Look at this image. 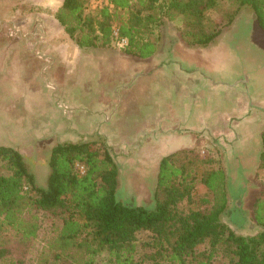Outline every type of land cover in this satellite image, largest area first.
<instances>
[{"label":"rangeland","instance_id":"rangeland-1","mask_svg":"<svg viewBox=\"0 0 264 264\" xmlns=\"http://www.w3.org/2000/svg\"><path fill=\"white\" fill-rule=\"evenodd\" d=\"M97 10L90 5L87 13L94 15ZM210 18L214 24H222L218 27L220 35L208 48H189L185 44L182 18L155 29L154 35L159 37L158 50L169 54L177 47L192 50L189 51L190 59L189 56L180 59L183 76L177 81L179 91L171 88L173 83L166 82L159 91L163 97H156L155 91L151 94L153 97H122L128 94L125 86L131 82L120 79L117 74V69L128 67V64L119 61L118 57L124 54L114 43L108 47L82 49L79 53L62 28V36H57L56 44L64 50L62 54L53 55L57 62L54 69L46 63L45 57L38 54V59L25 47L17 55L10 51L11 48H0V70L6 73L0 81V146L18 150L37 185L44 188L51 174L52 150L58 144L96 142L99 147L106 145L119 167L118 199L147 208L154 202L153 199L151 203V199L158 184L161 158L178 150L175 148L181 152L193 150L201 159L194 166L199 179L211 168V164L204 162L209 159L226 172L230 204L223 221L238 234H256L260 226L254 218L255 203L264 198V165L261 162L264 152V31L259 28L250 8L242 9L227 27L220 21L221 12L212 13ZM210 25H213L211 21ZM242 25L250 27V36L245 44H236L233 35ZM5 29L10 33L9 27ZM13 38L6 39L4 47H17L12 44ZM182 51L178 53L184 56L186 50ZM139 73L136 70V74ZM115 92H121L122 96L117 97ZM181 97L184 100L198 97L205 100L203 104L208 98L212 110L206 109L208 111L200 118L198 111L191 109V101H187L183 108L178 107L181 124L170 128L175 126L170 122L173 120L170 118L171 102ZM225 98L229 99L227 105L223 103L227 101ZM103 100L110 102L109 107L112 103L121 107H112L113 112L108 109L106 117L99 112L104 108L98 107ZM164 125L167 135H158L156 132ZM174 131L181 136L178 143L174 142L176 145L166 141L170 138L168 132ZM251 133L261 137L262 148L245 147L244 138ZM83 167L76 164L75 172L81 175ZM230 184L237 189L233 198ZM207 196L208 191L199 183L178 209L188 215L197 210ZM39 215L38 248L42 247L54 223L50 214L41 211ZM152 242L151 232L136 234L139 264L150 263L146 255L155 250L145 245ZM30 263L33 264L32 257ZM95 264H110L108 253H101Z\"/></svg>","mask_w":264,"mask_h":264},{"label":"trees","instance_id":"trees-1","mask_svg":"<svg viewBox=\"0 0 264 264\" xmlns=\"http://www.w3.org/2000/svg\"><path fill=\"white\" fill-rule=\"evenodd\" d=\"M90 3L64 0L55 14L76 46H118L116 28L128 40L123 54L141 60L159 49L155 29L180 18L189 48L215 42L222 23L214 24L210 16L217 11L227 27L242 9L250 8L264 31V0H114L94 15L87 13ZM200 160L193 150L163 157L154 202L147 208L118 199L119 167L106 145L58 144L44 188L18 150L0 146V264H31V257L33 264H95L103 252L110 264H139L135 236L140 231L153 236L145 245L155 250L146 255L149 264H264V198L255 203L259 231L238 234L222 219L230 204L226 172L209 159L204 162L212 166L199 179L194 166ZM76 164L85 167V174L75 172ZM199 183L208 196L197 210L182 214L178 205ZM41 211L54 223L38 248Z\"/></svg>","mask_w":264,"mask_h":264},{"label":"crops","instance_id":"crops-1","mask_svg":"<svg viewBox=\"0 0 264 264\" xmlns=\"http://www.w3.org/2000/svg\"><path fill=\"white\" fill-rule=\"evenodd\" d=\"M63 2L64 0H59V2H56L55 0H0V48H11L10 51L13 52L14 55H17V52L20 53V51H22V47H25V49L29 52H33L37 58L38 54H41V58L45 57L46 63L50 64L51 68L54 69L57 62H54L53 55L57 56L62 54L64 50L62 47H59L58 44H56L59 41L56 39L57 36H62V27L55 18V14L60 9ZM6 27H9L10 33L7 32L5 29ZM53 31H55V34H53ZM12 36L14 37L12 44H16L17 47H11L10 45H8L9 47H4V41L6 39L11 40ZM76 49L79 53L83 51L78 47H76ZM179 50H186L184 52V56L178 53ZM189 51L192 50H188L183 47H177L171 54L158 50L151 58L145 60L136 59L125 55L122 57L120 55L118 57L119 61H124L126 64H128V67H124L123 69L120 67L119 70L117 69V74L122 80L125 79L126 81L129 79L131 85L125 86V89L128 90L127 95L122 96L121 92H115L118 94L116 96L139 97V95H141L140 97H153L151 94L155 91L154 94L156 97H163V95L159 94V91H162L163 85L165 86L166 82H168L170 85L173 83L171 88L176 90L178 89L179 91L177 81L179 80L180 76H183V63L180 59L181 57L184 59L186 56H189L188 59H190L192 54H190ZM136 70H138L140 73L136 74ZM2 74L6 73L1 72L0 70V81L3 80L1 79ZM132 77L133 80H131ZM128 87L129 89H127ZM129 91L131 94H129ZM137 92H140V94H137ZM103 93H105V91H103ZM226 99L227 101L223 102L225 105L228 104L227 102L229 100L228 98H225L224 101ZM174 100L175 102L172 100V106H170V118L173 119L170 120V122H174L175 126H169L170 128H175L176 124L179 125L181 120V110H179L178 107L180 109L183 108L187 101H191V109L198 111V117L200 118L203 112L212 110V106L208 98H206V104H203L205 100L201 101L198 97H191L188 100H184L181 97L179 99L175 98ZM199 100L201 102H199ZM108 102L106 103V100H103L102 103L100 102V106H98L104 108V110L99 109V112L106 117V112L108 109H112V107H121H115L113 103L110 104L109 107ZM173 105L176 107V110ZM114 108L112 109V112ZM103 112H105V114ZM165 127L166 126L164 125V127H161L160 131H157L156 133H158V135H167ZM168 134H170V138L167 137V143L169 142L173 143V145H176L180 141L179 137L181 138V136L178 137L177 131L168 132ZM195 142H198V140H195ZM175 149L178 150L172 151L167 155L181 150L179 148Z\"/></svg>","mask_w":264,"mask_h":264},{"label":"flooded vegetation","instance_id":"flooded-vegetation-1","mask_svg":"<svg viewBox=\"0 0 264 264\" xmlns=\"http://www.w3.org/2000/svg\"><path fill=\"white\" fill-rule=\"evenodd\" d=\"M249 31H250V27H248L247 25H242L239 29H238V31L236 32V34L235 35H233V40L235 41V43L236 44H240V43H244L245 44V42L246 41H248V39H249ZM241 36V37H240ZM245 40V41H244ZM254 133H251V134H249L248 136H246L245 138H244V142H243V144L245 145V147H249V148H252V147H254V148H256V147H258V148H262L263 147V142H262V140H261V137L260 136H255L254 137ZM249 138L251 139V142H246L247 141V139L249 140ZM253 139V140H252ZM146 171L148 172V169H146ZM146 172V173H147ZM146 176V175H145ZM238 185H239V182L237 183ZM240 187V186H239ZM230 193H231V196H232V198L235 196V193L237 192V189L235 188V187H233V185L232 184H230ZM238 188V187H237ZM118 195V194H117ZM153 199H154V194L152 195V199H151V203L153 202ZM150 203V204H151Z\"/></svg>","mask_w":264,"mask_h":264},{"label":"built area","instance_id":"built-area-1","mask_svg":"<svg viewBox=\"0 0 264 264\" xmlns=\"http://www.w3.org/2000/svg\"><path fill=\"white\" fill-rule=\"evenodd\" d=\"M112 1L114 0H91V7L96 10V9H101L105 6H112ZM113 35L117 41L118 47L122 48L128 45V40L126 38H121L119 35L118 29L113 30ZM85 174V169L83 167L81 175ZM27 189V188H26Z\"/></svg>","mask_w":264,"mask_h":264}]
</instances>
